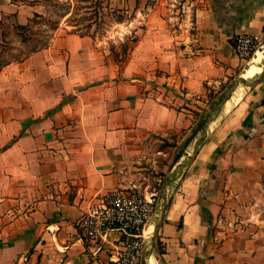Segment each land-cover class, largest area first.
Returning a JSON list of instances; mask_svg holds the SVG:
<instances>
[{"label":"crops","instance_id":"crops-1","mask_svg":"<svg viewBox=\"0 0 264 264\" xmlns=\"http://www.w3.org/2000/svg\"><path fill=\"white\" fill-rule=\"evenodd\" d=\"M106 3L131 16L121 67L96 38L60 25L0 70V264H109L118 235L84 240L81 217L116 190L146 192L145 164L169 156L172 172L218 87L242 67L232 40L264 42V0H187L172 13L162 0ZM47 4L0 0V43ZM259 63L173 186L152 264H264Z\"/></svg>","mask_w":264,"mask_h":264},{"label":"rangeland","instance_id":"rangeland-1","mask_svg":"<svg viewBox=\"0 0 264 264\" xmlns=\"http://www.w3.org/2000/svg\"><path fill=\"white\" fill-rule=\"evenodd\" d=\"M47 14L44 17L36 18L33 22L27 26L23 34L25 37V43L21 41L20 33L16 29V32L12 34V37H4L2 43H0V65L3 63H9V61L20 60L25 56H28L35 47L42 48L49 41L50 32L52 29L61 25V27H68V29L78 32L81 35H87L94 37L100 42L99 51L105 59H110L113 61V56L119 54L120 58L114 60L117 62L119 67L126 62L128 56V50L131 48L132 36L126 35L123 37L124 32H126L125 27H127V21H130L131 16L128 14H122L121 10L110 9L106 3V0H47ZM166 6L168 5L171 13L181 11L184 3L187 0H162ZM113 10V11H112ZM168 10V9H167ZM140 28L139 25H137ZM126 51V54L123 52ZM248 62H242V67L238 72L240 76L245 70ZM264 63V61H263ZM257 75L252 79L254 80ZM235 78V79H236ZM227 83H222L215 95V100H213L211 106L203 114L199 126L197 128V133L199 131L200 125L209 116L216 105L222 100L225 94L228 92L230 86L233 84L234 80ZM242 85L240 86V88ZM213 93L210 95L213 98ZM162 144V143H161ZM169 147V143H167ZM170 149L167 151L169 152ZM162 160V158H160ZM169 156H167V161ZM159 162L156 163L155 167H150L145 164L147 169H145L144 174L147 175L141 178L142 183L148 184L147 190H151L156 187L157 181H161L160 187H158L157 200L159 209V195L162 184L164 180L168 177L171 172L172 162ZM158 165L160 167L158 168ZM165 166V167H163ZM163 170V172H161ZM138 189L140 192L145 193ZM158 214V210H157ZM156 214V216H157ZM153 218L150 223L153 225L155 218ZM149 225V230H150ZM148 234V230H147ZM154 258V257H153ZM155 264V262H154Z\"/></svg>","mask_w":264,"mask_h":264},{"label":"built area","instance_id":"built-area-1","mask_svg":"<svg viewBox=\"0 0 264 264\" xmlns=\"http://www.w3.org/2000/svg\"><path fill=\"white\" fill-rule=\"evenodd\" d=\"M264 32V29H263ZM232 49L241 62H248L256 53L264 52V42L250 34H239L232 40ZM264 109V102L261 104ZM145 193L136 188L116 190L91 206L81 217V237L91 242H104L117 234L109 264H140L148 245L147 229L157 214V194L161 181Z\"/></svg>","mask_w":264,"mask_h":264},{"label":"water","instance_id":"water-1","mask_svg":"<svg viewBox=\"0 0 264 264\" xmlns=\"http://www.w3.org/2000/svg\"><path fill=\"white\" fill-rule=\"evenodd\" d=\"M262 53L264 55V52ZM252 58L249 60V62L252 60ZM263 73H264V65H263V72L258 76L257 80L262 77ZM257 80H252L249 83V87H252L256 83ZM245 82L246 80L245 78L242 77V74L234 80L228 92L225 94L222 100L216 105V107L212 110V112L209 114V116L204 120V122L200 126L199 131L196 135V138L194 139V142L192 143L187 156L181 162L176 164L173 171L163 182L161 190H160V195H159L160 203H159L158 214L155 218V222L153 223V229H152L150 238L148 240V245L143 252L140 264H148V259L152 258L154 248H155L156 237L164 222L166 210L168 208L171 195L173 193V190H172L173 186L176 183H178V181L181 180L186 170L190 167V165L194 161L199 150L204 144V141L207 137L211 124H213L216 121V119L220 116V114L224 110L226 104L228 103L232 95L238 89H240V86L243 85Z\"/></svg>","mask_w":264,"mask_h":264},{"label":"bare ground","instance_id":"bare-ground-1","mask_svg":"<svg viewBox=\"0 0 264 264\" xmlns=\"http://www.w3.org/2000/svg\"><path fill=\"white\" fill-rule=\"evenodd\" d=\"M264 55H263V53L262 52H258V53H256L255 54V56L252 58V60L248 63V65L246 66V68H245V70L243 71V73H242V77L243 78H245V79H247V77H248V74H249V72H250V70L252 69V67H253V65L254 64H256L257 62H259L260 61V63H259V65L257 66V71H259V70H261V68L263 67V65H264V63H263V61H264ZM263 58V59H262ZM229 103V102H228ZM227 110V109H226ZM228 111V110H227ZM218 119V118H217ZM216 119V120H217ZM150 225V230L149 229H147L148 230V234H147V239L149 240V238H150V235H151V232H152V229H153V225H151V224H149ZM148 228H149V226H148ZM148 264H152V258H149L148 259Z\"/></svg>","mask_w":264,"mask_h":264},{"label":"trees","instance_id":"trees-1","mask_svg":"<svg viewBox=\"0 0 264 264\" xmlns=\"http://www.w3.org/2000/svg\"><path fill=\"white\" fill-rule=\"evenodd\" d=\"M26 29H27V27H24V26H19V27H17V30H18L19 33H20L21 41L24 42V43H25V37H24L23 32H24V30H26ZM37 49H39V48L35 47V49H33V50L31 51V53L37 51ZM123 54H126V51H124ZM114 58H115V60H117L118 58H120L119 54H115V55H114ZM6 64H7V63H3V64H1V65H0V70H1V68H2L3 66H5ZM201 125H202V124H201ZM201 125H200V126H201ZM158 246H159V245H158V242H156V243H155V250H156V253H157L158 255H160L162 252L159 250Z\"/></svg>","mask_w":264,"mask_h":264}]
</instances>
